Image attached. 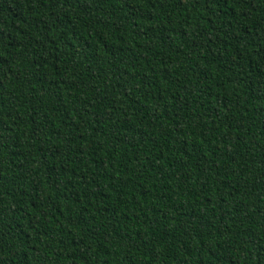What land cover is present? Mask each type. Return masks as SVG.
Returning <instances> with one entry per match:
<instances>
[{
    "label": "trees",
    "instance_id": "16d2710c",
    "mask_svg": "<svg viewBox=\"0 0 264 264\" xmlns=\"http://www.w3.org/2000/svg\"><path fill=\"white\" fill-rule=\"evenodd\" d=\"M0 264H264V0H0Z\"/></svg>",
    "mask_w": 264,
    "mask_h": 264
}]
</instances>
